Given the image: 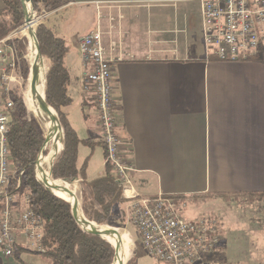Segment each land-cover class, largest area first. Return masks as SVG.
Wrapping results in <instances>:
<instances>
[{
    "label": "crops",
    "instance_id": "obj_1",
    "mask_svg": "<svg viewBox=\"0 0 264 264\" xmlns=\"http://www.w3.org/2000/svg\"><path fill=\"white\" fill-rule=\"evenodd\" d=\"M74 5L100 13L96 27L104 43L113 45L112 56H121L111 64L112 99L121 155L133 169V192L141 198L181 196L184 207L193 204L210 212L218 222L219 244L202 264H264V199L250 203L241 196L264 194V50L256 59L241 62L207 57L199 0H63L52 12ZM3 8L0 0V12ZM114 10L119 32L110 21ZM80 38L75 43L78 54ZM114 39L121 47L117 53ZM10 53L16 61L12 48ZM64 63L70 76L68 92L72 103L77 100L82 120L81 137L66 116L83 141L76 165L79 168L90 155L85 176L91 181L105 173L96 105L82 90L80 59L70 64L65 56ZM13 76L9 92L20 87V77L15 72ZM68 108L63 109L66 115ZM81 148L86 151L80 159ZM96 149L101 163H95ZM48 158L46 176L53 159ZM62 182L69 183L80 213L79 180ZM120 210L124 223L113 219L114 226H104L108 232L115 230L111 233L117 239L113 244L105 240L112 246L119 242L118 251L128 244L126 264L135 259L141 242L131 223L130 202L115 209ZM25 253L16 248L5 257L0 252V264H18Z\"/></svg>",
    "mask_w": 264,
    "mask_h": 264
},
{
    "label": "built area",
    "instance_id": "obj_2",
    "mask_svg": "<svg viewBox=\"0 0 264 264\" xmlns=\"http://www.w3.org/2000/svg\"><path fill=\"white\" fill-rule=\"evenodd\" d=\"M199 1L201 34L207 57L221 62H241L254 58L264 50V0ZM24 5L26 19L28 16L38 19L36 28L52 13L41 10L35 14L29 1ZM21 27L13 34H18ZM13 34L0 39V198L3 201L0 207V252L5 257H11L18 247L43 252L41 222L30 210L27 196L18 202L17 195L8 192L13 175L8 149V123L13 102L8 96V85L16 81L13 76L16 62L8 42ZM112 46L104 43L99 25L85 32L78 43L84 70L82 90L92 96L96 105L104 163L110 167L113 179L130 202L131 223L143 249L157 262L202 264L204 257L214 252L219 244L216 219H186L181 216V209L185 206L183 202L163 194L141 198L132 190L130 173L133 169L121 155L122 140L116 132L111 64L120 60L121 56H112ZM58 139L59 135L55 140ZM39 154L34 163V176ZM21 175L20 171L18 178ZM37 181L43 186L46 184ZM19 186L18 181L16 188Z\"/></svg>",
    "mask_w": 264,
    "mask_h": 264
},
{
    "label": "trees",
    "instance_id": "obj_3",
    "mask_svg": "<svg viewBox=\"0 0 264 264\" xmlns=\"http://www.w3.org/2000/svg\"><path fill=\"white\" fill-rule=\"evenodd\" d=\"M2 1L4 8L0 12V23L3 35L0 38L19 26L24 19L20 0ZM28 1L37 12L52 11L63 2V0ZM35 37L40 56L48 64L44 82V101L57 115L62 132V150L54 162L53 159L51 160L48 166V178L52 181L79 180L80 209L89 222L114 226L112 220L116 219L118 224L124 223L123 212L120 210L117 213L115 209L127 200L123 196L122 188L113 179L110 167L105 164V173L88 181L85 171L90 155L79 168L76 165L78 146L83 141L79 139L63 113V109L72 103L68 92L70 76L64 63L67 47L44 24L37 27ZM14 51L19 57L20 52L15 47ZM14 72L21 78L22 84L18 89L9 92L13 108L8 123V149L13 175L8 192L16 194L17 198L27 196L30 210L41 222L43 252L37 253L18 248L48 258L52 264H112L115 256L113 246L101 236L85 232L80 228L71 213L70 197L60 191H54L57 197L36 180L34 163L45 138L38 122L29 115L23 100L22 91L29 76V67L25 59L20 57L16 60ZM20 171L22 175L18 178ZM18 181L20 186L17 189ZM241 196L251 201L264 199V194ZM171 197L177 202L184 200L181 196ZM2 202L0 198V207ZM126 264H135V259L131 258Z\"/></svg>",
    "mask_w": 264,
    "mask_h": 264
},
{
    "label": "rangeland",
    "instance_id": "obj_4",
    "mask_svg": "<svg viewBox=\"0 0 264 264\" xmlns=\"http://www.w3.org/2000/svg\"><path fill=\"white\" fill-rule=\"evenodd\" d=\"M31 8H32V5H31ZM33 12L35 14H39V12L35 10H33ZM113 13L111 15L112 17L110 18V21L112 24L114 23L116 27V31L119 32L121 31V25L118 24L119 15H117V10H114ZM99 17H100V13L99 12L97 13L95 9H91L90 7H87V6L74 5V6H70L69 8H64L58 12L50 13L46 17L44 24H46L47 26H51L52 30L56 32V35L62 38L65 41V43L69 46V48L67 49L66 60L70 64H74V63H77L78 60L80 59V55L78 54L75 48V43L84 34L86 30L88 29L94 30L96 28V22L99 19ZM7 19L9 18L7 17ZM23 23H24V19H23V22L19 26L12 29L7 35H5L4 37L0 39H3L9 35H12L18 28H20L23 25ZM37 24H38V19H33V30L37 29L36 28ZM23 28H24V25L23 27H21V29L18 30V34H13L12 39L8 42V44L11 46L13 51L15 47L17 51L20 52L19 57L15 54L16 60L20 57L25 59V61L28 64L29 70L35 67L37 69L38 78L40 80L43 79V81H45V74H46L47 65H48L47 61L37 56L34 57L30 55V52L28 50V40L23 35V31H24ZM113 44H114V47H116L115 52L117 53L121 49V47H119L118 39L117 40L114 39ZM40 73H41V78H40ZM18 82L20 83V85L22 84L21 78H19ZM43 84L44 82L40 84L41 88L43 87ZM28 86H29V81L27 79V84L24 90L22 91L23 99H24V92H26V89L28 88ZM70 94L72 95V93ZM76 101L77 100L75 99L73 103L69 106V108L66 110L67 115L65 114V116H67L72 122V124L77 128V130H79V134L82 137V133H80L81 131L79 128V125L81 124L82 120H81L80 111H79L80 109L78 105L76 104ZM24 103L26 105L29 115L38 122V124L40 125L42 129L43 135L45 136L46 129L44 127V123H45L44 117H46V113L42 111V109L39 106L38 101H37L36 107L40 113L39 115L34 114L33 112L34 107L33 106L28 107L27 103L25 102V99H24ZM58 134H59L58 140L61 142L62 132H60L59 130ZM84 151L86 150H83V148H81L80 157H79L80 159L83 157ZM96 151H97L96 157H94L96 161L95 163H101L102 157L99 155V149H96ZM243 198L246 202H250V203L256 202L255 200L251 201V200H247L245 197ZM17 200L18 202H21V198H18ZM79 200H80V197H79ZM78 212H79V209H78ZM181 216L186 219H196L199 217L213 218L210 215V212H207L205 210L202 211L199 207H197V205H193V204H190L187 207L182 208ZM98 226H102V225H98ZM103 226H107V225H103ZM240 226L245 228V224H241ZM109 238L112 243L116 241V239L113 237L112 234L109 236ZM19 258L20 259H18V264H52L50 259L45 258L41 255H35L30 252H26L23 257H19ZM135 264H165V263L155 261L142 248L141 245H138V247L136 248V254H135Z\"/></svg>",
    "mask_w": 264,
    "mask_h": 264
},
{
    "label": "bare ground",
    "instance_id": "obj_5",
    "mask_svg": "<svg viewBox=\"0 0 264 264\" xmlns=\"http://www.w3.org/2000/svg\"><path fill=\"white\" fill-rule=\"evenodd\" d=\"M23 30H24L23 35L28 40V50L30 52V55L35 57V56H37V52H36V48L34 46L33 40L31 38V33L35 31V30H33V18L32 17H29V16L27 17V22L24 24ZM28 78H29V76H28ZM40 78H41V73H40ZM42 82H44L43 79H41V80L39 78L37 79V83H36L37 84V86H36L37 94H32L29 86L26 89V92H24V99H25V102L27 103L28 107L33 106L34 107V109H33L34 114H38V115L40 113L37 110L36 105H37V101L42 102V99H43V87L41 88V85H40V84H42ZM44 120H45L44 127L46 129L45 137H47L48 141H47L44 149L42 150V152L39 154V159H38V162L36 165V170H35L36 179L39 181H43L44 183H46L48 185L51 183L56 184L59 187L57 191L62 192L60 190L61 187L70 188V186L68 185L69 183L67 184L65 182H62L61 180L52 181V180H49V178L46 176V168H47V163L49 161L48 157H50L52 159L54 156L52 154L57 152V150L61 146V142L59 140L58 141L55 140L56 136L59 135L58 134L59 133V125L57 124V122L55 120V116L52 112L47 113L46 117H44ZM52 143H54V144H53V146L51 148V152H50L49 147ZM44 152L46 153V155H44ZM45 156H47V157H45ZM77 188H78V186H77ZM65 195H68L70 197L71 203H73V201H74L73 197H71L69 194H65ZM77 207L74 210V213L80 219V221L83 223V225L89 230L102 233V237L104 239L108 240L110 243H112L110 238H109V236L112 234L111 231L108 232V230H106L107 229L106 227L98 226L97 224L89 222L88 220H86L83 217V215L81 214V212L78 214ZM112 235L115 239H117L116 235H114V234H112ZM118 240H119V238H118ZM127 245L128 244L125 243L124 247H122L118 251V258H116L112 264H123L125 262V259L127 258V255H128Z\"/></svg>",
    "mask_w": 264,
    "mask_h": 264
},
{
    "label": "water",
    "instance_id": "obj_6",
    "mask_svg": "<svg viewBox=\"0 0 264 264\" xmlns=\"http://www.w3.org/2000/svg\"><path fill=\"white\" fill-rule=\"evenodd\" d=\"M20 1H21V4H22V10H23V12H25V7H24L25 5H24V3L27 2L28 0H20ZM24 22H25V23L27 22V19H26V17H25V14H24ZM31 38H32L33 43H34V46H35V48H36L37 57L41 58L40 53H39V48H38V42H37L36 37H35V32H32V33H31ZM29 78H30V79H29ZM29 78H28V80H29L30 91H31L32 94H37V89H36L37 84H36V83H37V79H38V73H37V69H36L35 67H33L32 69L29 70ZM37 99H38V98H37ZM38 103H39V106H40V108L42 109V111H43L44 113L47 114V113H50L51 111L54 113V111L46 105V103H45V101H44V97H43V99H42V102L38 101ZM54 114H55V113H54ZM55 120H56L57 124L59 125L58 117H57L56 114H55ZM59 130H60V132H61L60 126H59ZM47 141H48V139H47V137H45V142H44V144L42 145L41 150H42V148L45 146V144L47 143ZM58 153H59V151H57V153L54 155L53 159L57 156ZM51 167H52V164H51ZM44 187H45L46 189H48L53 195H55L54 191H57L58 188H59L56 184H53V183H51V184H49V185H48V184H45ZM60 190H61L63 193H65V194H69L71 197H73V200H74V201H73V203H70V206H71V213H72L73 218L75 219L76 223L80 226V228H81L83 231H85V232H88V233H91V234H95V235H99V236L102 237V233H100V232H94V231H92V230L87 229V228L83 225V223L80 221V219L75 215L74 210H75L76 207H77L78 200H77L75 194L73 193V191H72L71 189H69L68 187H61ZM55 196H56V195H55ZM66 202H68V201H66ZM110 231H111V232H114V233H117V232H116L115 230H113V229H110ZM118 246H119V242H117V243L113 246V248H114V250H115L114 260H115L116 258H118Z\"/></svg>",
    "mask_w": 264,
    "mask_h": 264
}]
</instances>
